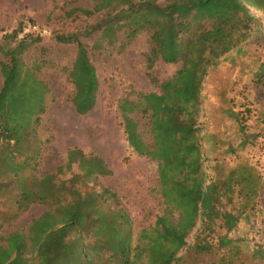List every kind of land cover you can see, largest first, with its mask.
<instances>
[{
  "label": "trees",
  "instance_id": "trees-1",
  "mask_svg": "<svg viewBox=\"0 0 264 264\" xmlns=\"http://www.w3.org/2000/svg\"><path fill=\"white\" fill-rule=\"evenodd\" d=\"M74 11L88 17L106 14L96 25L97 47L120 41L125 48L139 34L149 35L147 75L156 88L120 97L117 108L130 147L157 162L162 210L134 243L132 218L104 181L113 170L96 151L72 147L55 172L24 174L34 154L22 163L15 158L25 154L24 146L38 133L48 86L39 77L44 60L29 65L24 58L43 36H20L22 28H15L0 36V175L6 177L0 188L18 182L16 217L34 203L47 208L27 229L0 238V264H173L194 231L191 249L196 253L226 248L211 264L242 261L228 234L254 208L264 181L247 163L211 179L200 123L202 88L222 57L251 37L253 11L264 12V0H94L91 8ZM55 39L76 44L69 70L72 103L85 114L96 105L100 88L96 66L79 34L58 33ZM160 61L181 65L161 79L155 73ZM67 172L70 177H62ZM257 255L263 251L251 257Z\"/></svg>",
  "mask_w": 264,
  "mask_h": 264
},
{
  "label": "rangeland",
  "instance_id": "rangeland-1",
  "mask_svg": "<svg viewBox=\"0 0 264 264\" xmlns=\"http://www.w3.org/2000/svg\"><path fill=\"white\" fill-rule=\"evenodd\" d=\"M93 4L94 0H0V36L15 28H22L20 36L26 32L43 36L24 58L29 65L44 60L39 77L48 86L46 111L41 115L38 133L24 146L28 148L25 154L16 155L15 162L22 163L25 156L34 154L24 170L31 178L55 172L66 163L67 150L72 147L103 155L113 170L104 181L128 210L136 243L140 230L152 224L162 210L157 162L130 147L117 104L120 97L134 95L135 90L149 92L156 88L147 75L149 35L139 34L125 48L120 47V41L97 47L100 29L96 25L106 14L88 17L74 11ZM253 15L256 27L251 37L239 49L224 55L203 84L200 123L211 179L224 178L237 164L247 163L264 181V12L253 11ZM58 33L79 34L96 66L100 88L96 105L85 114L78 113L72 103L75 89L69 79L77 47L75 43L57 42ZM180 65L160 61L155 73L162 79ZM70 175L67 172L62 177ZM5 179L0 175L1 183ZM17 185L13 180L0 188V238L14 229H27L32 219L47 208L34 203L16 217ZM254 205L228 234L241 254L242 261L236 260L237 264H264V255L251 257L257 249L264 254V190L259 191ZM195 236L196 231L173 264H182V260L187 264H211L226 252L224 248L222 252L196 253L191 249Z\"/></svg>",
  "mask_w": 264,
  "mask_h": 264
},
{
  "label": "built area",
  "instance_id": "built-area-1",
  "mask_svg": "<svg viewBox=\"0 0 264 264\" xmlns=\"http://www.w3.org/2000/svg\"><path fill=\"white\" fill-rule=\"evenodd\" d=\"M22 36V35H21Z\"/></svg>",
  "mask_w": 264,
  "mask_h": 264
}]
</instances>
